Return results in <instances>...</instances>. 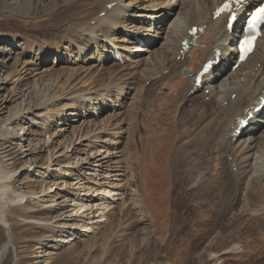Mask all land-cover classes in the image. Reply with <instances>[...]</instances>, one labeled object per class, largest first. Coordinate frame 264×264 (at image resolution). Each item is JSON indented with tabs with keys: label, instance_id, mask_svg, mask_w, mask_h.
Here are the masks:
<instances>
[{
	"label": "rangeland",
	"instance_id": "rangeland-1",
	"mask_svg": "<svg viewBox=\"0 0 264 264\" xmlns=\"http://www.w3.org/2000/svg\"><path fill=\"white\" fill-rule=\"evenodd\" d=\"M35 1L40 2L41 0ZM43 1L42 3L45 6L39 5V10L33 12L32 5H28L29 0H8L10 8L18 4L25 7L27 10L25 9V11L20 13L27 12L28 17L19 15L20 9L18 8V12L15 9L14 12L0 14V24L4 26L8 34L24 39L29 46L37 47L45 42V40H49L48 42L52 43L55 42L56 38L61 40L63 34H67V37H69L70 34L68 32H61V26L65 24L63 21H74V16L77 17V13H80L83 5L90 6L89 10L91 8L93 10L94 5L92 3L94 1L96 2V0H67L68 6L65 5V7H60L56 11L54 10L55 16H51L49 14L53 11L51 10L53 5L52 1ZM176 12V16L170 18L169 26L177 21L181 12L183 13L180 9ZM94 23L92 21L91 25H94ZM133 26H136V29L141 28L135 22ZM146 26L148 25H143V29L140 32L146 30ZM76 30H79V28H76ZM116 37L120 41L124 37L123 32ZM8 38H12V36H8ZM119 41L118 45L123 47L125 43L123 44ZM161 44H163V41H160V45L157 46L159 49L162 47ZM100 46L102 47L103 45ZM0 47H5L16 52V54L5 59L6 64L3 66V71H0V77L3 76L0 80L1 83L2 79H6L7 76V79L13 77V73L15 72L14 70L12 71L13 61L7 63L8 59L10 57L15 58L20 54H26V49L25 46L20 48L14 47L13 49L7 43H1ZM88 47L90 49H88V52L84 56H78V49L75 50L77 63H74V69L82 68L83 70L79 73L80 75L72 78V80H68L66 77L68 75H63L57 82L47 81L41 87L43 90L39 92L29 89L28 86H22L15 97L10 94L9 90L14 89L16 85H0V131L3 132L4 129L11 127L15 135H18L20 127L24 124L31 127L30 133L26 137L27 142L25 143V140L23 141V144H27V148L21 145L22 142L21 144L18 143L20 141L18 139L12 137V140H10V134L5 136V133L2 134L0 132V171L4 172V176L6 173H12V178L9 179V183L12 186L8 192L7 200H15V195L20 192L29 193L31 191L36 192V190L37 192H42L48 190L49 186H53L55 182L56 184L59 183L57 178L59 172L57 171L49 172L53 176L49 182L50 184H45V181H40L37 175L39 174L38 172L45 171V168L56 155L62 154L64 158L58 159L54 163L60 165L70 164L71 168H69V171L74 174L67 180L68 183H72L73 179L78 178L79 171L81 170L83 173L80 180L85 177L84 174L91 173L95 177L97 175L98 181L96 183H105V187L110 186L108 190L113 194L115 193V196L112 195L113 200L110 199L108 202L105 200L104 202L99 201L100 197L97 196L99 193H96L92 197V200L84 198L85 203L88 204V210L86 209L87 212L82 214L80 218H75L78 214L80 215V212H78L80 207L70 206L73 204L71 200L76 197H73V195L69 196V193L74 192L76 194L77 192L72 189L73 187L68 188L64 194H61L62 198L59 202L61 203L62 201L63 204L61 206H67L66 209L61 208V210H56V208H46V204H51L53 199H48L44 196L41 200H46V204L38 202L39 200H28L24 204L10 206L6 210V216L8 226L11 228L15 238V246L8 249V253L4 257L2 264H156L161 261L167 264L176 262L180 264H215L213 262H217V259L211 253L222 257L221 259H226L224 264L263 263L259 256L264 255V221L262 219L264 217V201L261 199L262 190L264 189V151L256 154L254 152L252 153L253 158L250 160L251 166L249 172L246 175H242L243 178L241 176L244 179V181H241L240 176L238 180L236 174L241 175V172L244 171L245 151L243 150L244 146H242V143L245 140L238 141V145L235 143L230 145L233 138L230 135L225 138V142L229 143V145L228 143L225 145V150L229 154L225 151L226 155L224 154L220 159L223 160L226 157L224 161L229 163L234 162V157L239 159L238 167L234 166L236 165V162H234V167L231 170L236 176V179L233 180L235 183L233 185H236V193H232L230 197L231 203H228L230 198L227 197V194L231 192L222 189V185L220 187L218 184L220 183L219 178L221 177V174L218 175V172L222 171L223 168L218 166L217 170L213 167L217 153V149L215 151L216 147L214 146L216 145L218 147V139L215 137V131H217L216 128L220 122L217 120L219 124L215 123L216 125H214L211 117L208 118L209 120L206 119L207 117L200 119L198 115L194 114V110L196 109L194 105L204 106L205 104L209 106L210 110L213 107L214 109L216 108L212 100L211 105L209 103V105L206 104L209 102L210 95L202 94L199 95L202 96L200 100L188 99L183 103V107L179 110L180 114L176 116L177 120H174V127L177 125L174 129L180 135L178 137L179 139L172 137L171 141L167 142L170 138L165 135L166 125L162 120H165L166 118L164 119L163 117H167V115L169 118L174 117L171 115L173 114L172 112L171 114L166 113L164 111L166 110L165 108H162L164 112L161 111L163 103H165L164 107L167 104L165 98H162L167 91H160L161 98L157 96L154 98L151 94L152 92L144 89L145 86L147 88L151 86H147L151 83L148 80L151 77L143 76V74L137 76L132 69H126L125 66L111 63V60L102 67L103 71H90L89 59L94 56L93 54L97 50L94 49L93 44L92 47L91 45H88ZM55 55L47 61L45 64L46 67L50 66L56 69L66 67V69H70V63L67 64L68 56H65L56 65H53L55 60H57V57H54ZM139 55L148 57L147 54ZM37 58L35 56V60ZM33 59L34 55H31V57H23L22 55L19 65L21 66L20 69L28 61ZM1 60H3L2 56H0ZM155 63L157 64V62ZM86 69H88V73ZM149 70L146 67L142 69V71ZM88 75L91 76L89 77ZM92 80L94 81L92 82ZM14 81L15 78L13 79ZM103 81L106 83H103ZM48 82H52L51 85ZM101 83L103 85H100ZM4 86L6 89H3ZM117 88H124L125 95L128 93V97L124 101L126 110H121V112L116 114L105 112L100 114L99 118L92 119L90 116L93 111L91 107L94 106L95 102L99 103L100 100H103L102 94L107 95V98H111L105 99V101H114L113 99L117 96ZM20 92L21 94H19ZM156 99L159 101L158 106L161 110L158 108L156 102H154ZM3 107L6 108L3 109ZM69 108H74L73 111L84 117L79 118V122L77 123H69L65 127H59L58 121L61 113L73 112L67 110ZM107 120L111 121L108 122ZM35 122L39 124L33 127ZM106 122H108V126H104ZM208 124L212 126L205 127ZM43 128L47 129L43 130ZM65 128L66 130L64 132L59 133L60 129L64 130ZM75 132L78 133V138H76ZM200 132L204 133L201 134ZM218 132L216 136L219 135L220 132ZM200 134L203 135L202 138ZM191 135H199V137L193 136L192 139ZM50 136L51 140L48 139ZM256 136L260 139L259 142L264 139V125L262 128H259ZM208 137L214 138L211 140ZM206 142L207 145L205 144ZM188 143L190 144L188 145ZM209 143L212 144L210 145ZM38 144L40 148L36 146ZM33 146L35 149H32ZM228 146L229 149H227ZM29 147H32V151L24 152ZM102 150H105V153L102 155L105 158L103 166V162L99 161L98 156L99 151ZM161 153L165 155V158ZM26 155L28 156L25 157ZM218 155L220 156V154L217 153V158ZM26 163H33V171L20 172L22 169L21 166H24ZM150 163L152 164L151 166ZM156 165H160L161 167L165 165L163 167L166 171L163 167L159 168L160 166L158 167ZM168 165L170 168L167 167ZM192 165L196 168L193 174L191 172ZM239 167L240 171L238 170ZM55 168L53 167V169ZM161 171L167 172L165 174L166 178L162 182V187L165 189H162L161 185L158 184V181H161L162 178L160 175L162 173ZM151 173L157 176L152 175V177ZM255 177L260 178L263 186L258 184V187H260L257 195L255 197L250 196V200H247L245 194L253 184ZM91 178L95 179L94 177ZM146 179H150L151 184ZM163 183L166 184L164 185ZM152 184L155 186H152ZM156 184H158L160 189ZM84 185L86 187H92L90 183ZM113 186L120 188L115 191L112 189ZM151 187L154 190L158 188L159 190H156L158 192L162 191V193H167L164 194L162 199L163 203H159L160 205L155 203V207L160 206L156 208L160 212L158 213L156 210L157 216L153 215L150 209H142L145 202L147 203L146 200L149 199L148 196L151 198L154 194L155 198L157 197L156 195L158 193ZM150 188L156 193L150 192ZM100 189V185L94 187V190ZM42 193L39 194L42 195ZM117 193L118 195L116 196ZM145 193L149 195L146 197ZM150 193L152 194L150 195ZM102 203H107V205L112 204L110 210L106 211V215L104 216L105 220L100 216L102 210H98V206L103 205ZM76 208L77 210H75ZM153 210L155 211V208ZM64 212H67V214H63ZM148 212H150V216L147 215ZM61 214L63 215L61 216ZM159 214H161V217ZM67 215H73L75 217L65 218ZM152 216L154 218L151 219ZM155 216L159 219H156ZM59 218H64L65 221L58 222L57 220ZM85 221L93 222V224L99 221L103 222L96 224L95 233L93 231L88 237L85 236L67 246L56 245L55 242L60 236H68L65 233L67 230L64 227L77 225L78 231V227ZM5 243L6 239L3 228L0 226V248ZM230 245H233L232 247L241 245L242 248L240 251L231 253L229 251L232 248ZM252 246L255 247L252 248ZM246 249L253 251L251 254L247 253L243 255Z\"/></svg>",
	"mask_w": 264,
	"mask_h": 264
},
{
	"label": "bare ground",
	"instance_id": "bare-ground-1",
	"mask_svg": "<svg viewBox=\"0 0 264 264\" xmlns=\"http://www.w3.org/2000/svg\"><path fill=\"white\" fill-rule=\"evenodd\" d=\"M50 1H52V4H53L51 7L52 8L51 10H53V11H51L49 14L51 16L52 15L55 16L56 9H60V7H65V5L68 4L67 0H50ZM223 1L224 0H166V1L165 0H99V1H97L96 0V2L94 1V3H92L94 5L93 10H91L92 9L91 8L90 9L91 11H90L89 10L90 6L88 7L87 5H85V6L83 5V7L80 6V7H82V9L84 8V10L82 11V9H81L82 12L81 11H80V13L78 12L77 17L74 16L75 17V18H73V19H75L74 21H71V20H70V22H68L67 20L63 21V23H65V24L61 26V29H62L61 32H63V33L68 32V34H70L69 37H67V34L62 33L63 35L61 36V40L60 39L58 40L55 37L57 40L55 39V42L53 41L54 43L48 42L49 40L48 41L45 40V42L41 43L37 47L29 46V44L27 42H25L24 39L18 38L17 36H13L12 34L11 35L8 34L5 31L4 26H2L0 24V44L1 43H5V44L7 43L13 49H14V47L20 48V47L25 46L26 54H27V55L26 54H20V55H17L15 58L10 57L8 59L7 63L13 61L12 71L14 70L15 72L13 73L14 74L13 77L7 79V77H8L7 76L6 79H2V82L0 83V85H2V84L3 85L5 84L6 86L9 84L16 85V87L14 89L12 88L11 90H9L10 94L15 97V96H17L18 90L21 89L22 86H28L29 89L35 90V91L37 90L39 92V91L43 90V88H41V87H43V85L47 81H49V82L50 81H54V82L56 81L57 82V80H59L61 77H63V75H68V76H66L68 78V80L69 79L72 80V78L80 75L79 73L82 72L81 70H83L82 68L74 69V63L75 64L77 63V61H76L77 57L75 56V50L78 49L77 50L78 56H84V54L86 52H88V49H90L88 47V45H91V47H92V44L94 45V49L97 50L96 53L93 54L94 56L89 59V61H90L89 62V65H90L89 70L92 72L101 71V70L103 71L102 67L104 65H106L107 62L110 60L109 58L107 59L105 57L104 53L111 52L114 55V53L110 50L113 45L115 46L114 48L119 49V52L123 54L122 56L124 58H127L128 60H130L132 58L127 57L125 52L132 51L131 46L135 45L133 43L132 38H130V37L124 38L123 37L121 39L119 37L121 39L119 41L118 37H116V36H118V34H120V33L122 34V32L124 31L123 28L126 30H130V32H132L133 35L134 34L137 35L138 33H140V31L143 28L136 29V26H133L134 22L136 23L137 21H139L138 20L139 18L143 21H146V20L153 21L154 20V22H157V24H158L156 30L151 31V29L149 28V25H151V22H149V21H148V23L146 22L148 24L147 29L142 32L144 35V38H141V39H139L140 41H138L140 43L142 42L143 45L136 46V48H137L136 51H133L134 54L136 55V57H133V59H136V60L134 62L130 63L129 65H126V66L124 65V66L126 69H132L134 74H137V76L143 74V76L151 77L150 79H148V80H152V83H153L151 88L148 89L150 92L155 94V86H157V85L161 86L160 91L161 90L167 91V93L165 92L164 96L162 97V98H165V102H167L166 106L164 107L165 103H163V105L161 103L160 104L162 105L161 109L165 108L166 110H164V111L166 113L171 114V112H172L173 114H171V115L174 116L173 118H169V116L168 117L164 116L163 118L164 119L166 118V119L162 120V122L166 125V127L163 126V127H165V132H166L165 135H166V137L170 138V139H168L169 141H167V140L166 141L170 142L172 137L178 138L180 136L179 134H177L178 133V132H176L177 130L175 131V129H174L177 127V125H175V127H174V124H175L174 120H177L176 116L180 114V111H179L180 107H178L177 104L183 103L185 101L184 99L186 98V96H188V94L190 92H192V90H193V80L187 76H184L185 70H189L190 72L198 71L200 69L201 65L205 61H208L209 58L214 56L216 49L222 50L223 53L227 50V48L222 44L223 39H225L227 37L226 31L224 29L225 21L223 19H214L213 20L214 10ZM42 2H44V1L41 0L40 2H37L35 0H29L28 5H32L33 12H37L39 10V5L45 6V4H43ZM18 8L20 9L19 13L20 12L22 13V11H25V9H26L25 7H22L21 4H18L16 6H14L13 8H10L8 0H0V14H3V13L8 14L9 12H14L15 9H17V12H18ZM45 8H47V7H45ZM178 9L183 11V13L181 12V14H179L177 21L169 26L170 18L173 16H176V14H177L176 11H178ZM61 10H63V9H61ZM21 13L19 15L28 17L27 12H25L23 14H21ZM102 13H104V16H100V14H102ZM25 20H26V18H25ZM92 21L93 22L95 21V25H93V24L91 25ZM140 23H144V22H140ZM202 25H206L205 34H203L199 37L197 43L192 46V48L189 52L185 53V56H182L181 55V50H182L181 44H182V42H184L185 39L190 38L189 32L191 31V29L193 27H199ZM76 28H79V30H76ZM8 36H12V38H8ZM118 41L120 43H123V44L125 43L123 45V47L121 45H118ZM160 41H163V44H161L162 47L159 49V47H157V46L160 45ZM100 45H103V46L101 47ZM85 48H87V49H85ZM230 51L233 52V49L231 48ZM142 53L147 54L148 57L139 55ZM14 54H16V52H13L11 49H7L5 47H0V56H2V58H3V60L0 61V71H3V68H4L3 66L6 64L5 59L11 55H14ZM22 55H23V57L24 56L31 57V55H34V59L31 61H28L23 66V68L20 69L21 66H19V65H20V59H21ZM53 55H55L54 57H57V60H55L53 65H56L59 61H62L65 58V56H68L69 59L67 61V64L70 63L72 68L69 67L70 69H66V67H62V68L56 69V68L50 67V66L46 67L45 64L47 63V61H49L51 59V57ZM35 56L38 57L36 60H35ZM98 60H100L101 62L98 63ZM154 61L157 62V64ZM102 62H103V64H102ZM133 63H134V65H133ZM132 65H133V67H132ZM246 65L241 66L238 70H236L234 72H230L231 66H229L228 64H224L222 62L221 65L215 71V74L219 73L221 76H218L216 78V82L214 85L208 86V87H211L210 89L212 91V98H213L212 101H213V105H215L216 108L214 109V107H213L214 110L212 108H211L212 110H210L209 106L204 105L205 106L204 110L201 108H198L197 111H196V109L194 110L195 111L194 114L198 115L200 119H202V118L204 119L205 117H211V118L213 117L212 120L214 118H218V120L220 119V121H221L220 137L224 142H225V138L228 135H231V137L233 138L232 135L236 129V128L232 129L233 125L236 122L235 118L242 115L250 107L256 108L258 106L257 100L262 96V91L264 90V50L257 51V53L251 58V60L248 63H246ZM142 67L143 68L146 67L150 70L149 71H142V69H143ZM86 70L88 73V69H86ZM166 71L168 73H167V75L164 76V73ZM84 74H86V73H84ZM97 74H98V72H97ZM110 75H111V73H110ZM2 77H0V80ZM14 78H15V81L13 82ZM94 78H96V77H94ZM159 78H161V79H159ZM101 80H102V78H101ZM84 81H85V78H84ZM93 81L94 80H92V82ZM104 82L105 81H103V83ZM188 82H189V84H188ZM51 83H49V84L51 85ZM219 83H221L220 86H218ZM97 84H99V83H97ZM100 85H103V84L101 83ZM46 86H44V87H46ZM51 87H53V86H51ZM114 87H116V86H114ZM3 89H6V87L4 86ZM123 90H124V88H117V90H116L117 91V96H116L117 100L123 99V98H118V97H122L121 95L126 96L124 94ZM173 93H178V94L181 93L182 100H179L178 98L177 99L172 98L171 95ZM19 94H21V92ZM32 94H33V92H32ZM233 94H236V97L234 99H232ZM102 96L104 99L102 101L100 100V102L104 103L105 102V96H107V95L102 94ZM159 98H161V97H159ZM109 101H111V100H109ZM100 102H99V104H100ZM224 102H227L226 106L222 105ZM210 107H212V106H210ZM4 108H6V107H3V109ZM67 110L73 111L74 108L73 109L69 108ZM199 111H201L200 114H198ZM209 111L212 113L209 114L208 113ZM214 111H215V113H213ZM81 117H84V116L81 114H78L75 111L69 112V113H64V114L61 113V117L58 121L59 122L58 126L59 127H65V126L69 125V123L70 124L71 123H77V122H79L78 119ZM111 117H113V116H111ZM206 119H208V118H206ZM256 120H257V122H256V124H254V126H256V128H259L260 126L258 125V123L259 124L264 123V111L261 115H259L256 118ZM110 121H108V122H110ZM108 122L104 123V126H108ZM55 123H57V122H55ZM37 124H39V123L35 122L33 124V127L36 126ZM217 124H219V123H217ZM214 125H216L215 122H214ZM214 125H213V127H214ZM206 126L210 127L212 125L208 124V125H205V127ZM209 127H207V128H209ZM207 128H206V130H207ZM30 129H31V127L24 124L23 126L20 127L18 135H15V133L12 131L11 127L4 129L5 132L4 131L3 132L0 131V132L2 134L5 133V136L10 134V138L13 137L15 139H19V136L24 135L23 140L19 141L18 143L21 144V142H22L21 145H23L24 148H27L28 146L25 143L27 142L26 137L29 135ZM44 129H47V128H43V130ZM213 129L215 130V128H213ZM65 130H66V128L64 130L60 129V131L59 130L58 131L60 133V132H64ZM208 130H210V129H208ZM257 130H259V129H257ZM202 131H204V130L202 129ZM200 133L203 134L204 132L203 133L200 132ZM227 133H230V134H227ZM201 134H200V136L202 138L203 135H201ZM247 134H249L251 137L248 139H245V141H243V143L240 142V143H242V146H244L243 150L245 151V155H244V159H245L244 165L245 166L243 165L244 171L241 172V175H239L241 181L242 180L244 181V179H242L243 178L242 175H246L249 172V168L251 166L250 160L253 158L252 153L254 152L256 154V153H260V151L261 152L264 151V139L261 142H259L260 139L257 138V136H255L254 131H248V133H246L244 135H247ZM75 135H76V138H78L77 132H75ZM193 136H195V135H193ZM193 136L191 135L192 139H193ZM195 137H199V135L195 136ZM50 138H51V136L48 137V139H50ZM177 138H176V140H177ZM204 138H205V134H204ZM212 138H214V137H212ZM212 138L208 137V139H211V140H212ZM24 140H25V143L23 144ZM161 141H163V140L161 139ZM204 141H206V140H204ZM173 143H171V144H173ZM39 144L36 146L39 147ZM205 144L207 145V142ZM168 145H169V143H168ZM173 145H175V144H173ZM179 147H181V146H179ZM214 147H216L215 148V151H216L217 146L215 145ZM21 148H22V146H21ZM31 148L29 147V149H27V150L25 149L24 152H30V151H32V149H35L34 146L32 149ZM156 148H158V147H156ZM160 148H162V147H160ZM171 148H172V146H171ZM218 151H223V153L220 154V156L218 155L219 159L216 157V160H215L216 162L214 161L215 165L213 167H215L217 170H218V166L223 168L222 171H219V172L217 171L218 175L221 174V177L219 178L220 183H218V184L220 185V187L222 185V187H223L222 189H225L226 191L231 192L230 194H227V197L230 198L232 193H234L236 190V185H233L235 183L233 181L234 179H233V176L231 175V170H230L232 164H230L227 161H224V159L223 160L220 159L221 156L223 154H226V152H227V150H225V145L220 146L219 149L217 150V152ZM22 152H23V150H22ZM99 152H100V153H98L99 161L103 162L102 163V166H103L105 158L102 155L105 153V150H102ZM157 152H159V151H157ZM227 153L229 154V152H227ZM153 154H154V152H153ZM164 154H166V153H164ZM27 156L28 155H26L25 157H27ZM140 156H141V154H140ZM164 156L165 155H163V157ZM216 156H217V153H216ZM62 158H64L62 154L56 155L55 158L52 161H50L48 166L45 168V171L38 172L39 174L37 175L38 179L40 181H42V182L45 181V184H50L49 182L51 181V178H53V176L51 175V173L49 174V172L50 171H55V172L57 171V172H59V176L57 177L59 183L56 184V182H55L53 184V186H51V187L49 186L48 190L42 191L43 193L37 192V190H36V192L31 191L29 193L20 192L19 194L15 195V198H16L15 200L14 199L7 200L8 192L10 190V187L12 186L9 183V179L12 178V173L11 174H10V172L6 173L7 176L6 175L4 176L3 175L4 172L0 171V226L3 228V233H4L5 239H6L5 245L2 248H0V264L3 263V259H4V257H6V255L8 253V249L15 246L14 245L15 238L12 235L11 228L8 226V220H7V216H6V210H8L10 208V206L21 205L22 203L23 204L26 203L28 200H32V201H36V200L38 201L39 200L38 202L45 203L46 200L45 201L41 200V198L44 196L45 198L53 199L51 204L45 203L46 208H48V209H52V208L55 209L56 208V210H58V209L61 210V208L66 209L67 206L66 207L61 206L63 203H62V201H61V203L59 202L60 199L62 198L61 194L62 193L64 194L66 192V190H68V188L73 187L72 189L74 191H77V192H76V194H74V192L69 193V196L73 195V197H76L75 199L71 200V203H73V204L70 206L80 207L78 210V212H80V215L78 214L77 217H75L73 215H67L65 218H67V217L80 218L82 216V214H85L88 210L87 209L88 204L85 203L84 198H88V199L92 200V197L96 193H99L97 195L100 197L99 201L104 202V200H105L106 202H108V200H110V199L113 200L112 195L115 196V193L113 194L110 190H108L110 188V186L105 187V183H102V184L96 183L98 181L97 175L95 177L91 173L84 174L85 177L80 180V177L83 173L80 170L79 171L80 174H79L78 178L73 179L72 183H68L67 180H69L70 177H72L74 174L73 172L69 171V168H71L70 164L67 163V164L63 165L61 163L62 165H60L58 163H54L58 159H62ZM149 158H150V155H149ZM167 161H169V160H167ZM235 161L238 164V159H236ZM176 162H178V161H176ZM196 162H198V161H196ZM200 162H199V165H200ZM201 163H203V162H201ZM151 165L152 164L150 163V166ZM52 166L56 167V168L53 169ZM156 166L159 167L160 165H156ZM163 166H165V165H163ZM192 166L193 167H191V172L193 174L195 172L196 168L194 167V165H192ZM21 167H22V169L20 172L33 171V168H34L33 163H31V164L26 163L24 166H21ZM162 167L160 166L159 168H162ZM167 167H169V165ZM144 168H146V167H144ZM155 168L157 169V167H155ZM163 169H164V167H163ZM200 169H201V167H200ZM2 171H4V170H2ZM168 171H169V169H168ZM166 173L167 172L163 171L160 174L162 178L160 177L161 181L159 180L158 184L161 185V187H162L163 179L166 178V175H165ZM192 174H190V175H192ZM152 175H154V174L151 173V176ZM148 176H149V174H148ZM241 176H242V178H241ZM91 177H94L95 179H93ZM146 180L151 184V182L149 181L150 179L149 180L146 179ZM115 181H117V180H115ZM86 183H90L92 185V187H90V186L86 187L84 185ZM144 183H142V184H144ZM158 184H156L157 187H158ZM258 184L260 186H263V182L260 181V178L255 177L253 180V184L250 186V188H248V191L245 194V197L247 200H250V196L255 197L257 195V191L260 187V186L258 187ZM61 185H63L64 187ZM97 185L101 186L100 190H94V187H97ZM215 185H216V183H215ZM152 186H155V185L152 184ZM45 187H47V186H45ZM204 187H206V186H204ZM119 188L120 187H115V186L112 187V189L115 191H117ZM147 188H146V191H147ZM151 188H153V187H151ZM162 189H165V188L162 187ZM153 190H154V188H153ZM153 190L151 189L150 192H153ZM156 190H154V191H156ZM225 190H223V191H225ZM83 192H86V193L83 194ZM156 192L158 193L156 195L157 196L156 198H155L154 194L150 198V196H148L149 194L147 195L145 193L146 197L148 196L149 199H147L146 200L147 203L145 202L144 206H142L143 210L144 209H146V210L150 209L152 211L153 215H156V213L158 211L156 208L160 207L159 203H163L162 199L164 197V194H167L166 192L162 193V191L161 192L156 191ZM156 192H153V193H156ZM39 193H42V195ZM151 194L152 193H150V195ZM225 194H226V192H225ZM117 195H118V193L116 194V196ZM234 196H235V194H234ZM261 197H262L261 198L262 201H264V189L262 190ZM228 201H229L228 203H231V198ZM155 203L156 204L158 203L159 205L157 207H155ZM70 206H68V207H70ZM97 206H98V204H97ZM99 206H98V210H102V212L100 213L101 214L100 216L103 217V220H105L104 216L106 215V211L110 210V208H111L110 206H112V204L107 205V203H104L103 205H99ZM101 206H102V208H101ZM154 208H155V211L157 210L156 212L153 210ZM75 210H77V208ZM263 211H264V208H263ZM67 212H64L63 214H67ZM158 213H160V212L158 211ZM63 214H61V216ZM149 214H150V212L147 213V215H149ZM159 215L161 217V214H159ZM152 218H154V217L152 216L151 219ZM162 218H163V216H162ZM94 219H96V218H94ZM156 219H159V218L156 217ZM262 219L264 221V217ZM62 220L65 221L64 218H59L57 221L59 222ZM101 222H103V221H101ZM101 222L99 221L98 223H101ZM98 223H96V224H98ZM96 224H93V222H86L85 221V222H83L82 225H80L78 227L79 228L78 231H77V225H75V226H69L68 225L67 227H64L67 230V231H65V233H67L68 236H66V235H62V237L60 236V238H58V240H56L55 243L57 246H67L68 244H70V243L72 244V243L76 242L77 240L82 239L85 236L88 237V235H90L93 231L95 233V231H96L95 225ZM232 246L230 245V247H232ZM255 246L257 247V245H255ZM255 246H252V248ZM241 248H242L241 245H237V246L230 248V250L229 249L228 250L231 251V253H234V252L240 251ZM260 248H262V247H260ZM213 250H212V252L215 253ZM252 251L253 250H251V249H246L243 252V255L244 254L246 255L247 253L251 254ZM223 252H222V254H223ZM211 255L217 259V262H213L215 264H224V262L226 261V259H221L222 257H220V256H216L212 253H211ZM259 258L263 262L261 264H264V255L259 256ZM220 261H221V263H220ZM180 262H182V260H180ZM177 263L178 262L173 263V264H177ZM156 264H167V263H164L161 261L160 263H156ZM178 264H180V263H178ZM183 264H185V263H183Z\"/></svg>",
	"mask_w": 264,
	"mask_h": 264
},
{
	"label": "snow or ice",
	"instance_id": "snow-or-ice-1",
	"mask_svg": "<svg viewBox=\"0 0 264 264\" xmlns=\"http://www.w3.org/2000/svg\"><path fill=\"white\" fill-rule=\"evenodd\" d=\"M242 3L243 0H240ZM224 9L229 10L231 12V5L225 4ZM231 20L235 21L236 17L235 15H231ZM261 25H264V7H261L255 16L252 17L251 21L248 22V37L242 42L241 44V50L245 53H250L254 48V40L256 36L259 34L261 30ZM230 28L232 27V24L228 25Z\"/></svg>",
	"mask_w": 264,
	"mask_h": 264
}]
</instances>
